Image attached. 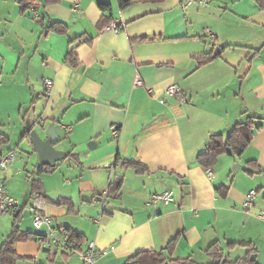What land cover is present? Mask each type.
<instances>
[{"label": "crops", "instance_id": "crops-1", "mask_svg": "<svg viewBox=\"0 0 264 264\" xmlns=\"http://www.w3.org/2000/svg\"><path fill=\"white\" fill-rule=\"evenodd\" d=\"M188 1L0 0V146L14 150L7 145L19 134L31 144L23 137L31 122L55 123L68 135L56 148L69 152L39 176L38 193L31 182L38 153L15 150L6 191L28 204L39 194L56 225L95 232L96 264H123L141 251L208 264L214 241L223 263L239 264L253 246L264 264V8L257 0ZM113 21L125 26L105 29ZM70 50L76 65L66 60ZM46 78L54 81L50 94ZM171 84L185 102L166 95ZM249 116L254 135L241 153L198 158L214 135L225 139ZM251 189L255 205L245 209ZM164 191L173 192L169 203L152 202ZM22 211L0 216V245L14 225L33 234L17 240L16 264H84L78 254L42 247L32 214L26 224Z\"/></svg>", "mask_w": 264, "mask_h": 264}, {"label": "built area", "instance_id": "built-area-1", "mask_svg": "<svg viewBox=\"0 0 264 264\" xmlns=\"http://www.w3.org/2000/svg\"><path fill=\"white\" fill-rule=\"evenodd\" d=\"M191 1L189 0L188 3ZM33 16L35 18L39 17V13L34 11ZM125 26L124 23L113 21L105 27L107 30L119 31ZM209 35V29L205 31ZM213 42V41H212ZM138 83L139 80L137 81ZM45 91L50 94L54 84L53 79L46 78L44 80ZM167 96H177L181 103L186 101V97L182 92V89L177 84H171L166 89ZM161 102H165V98L161 99ZM121 127L118 124H113L111 126V134L117 137L120 134ZM16 151L9 150L4 151L0 146V216L6 215L8 213L15 212L16 209H21L25 206L33 216V226L38 232V238L41 242L42 247L53 246L57 249H61L70 254H78L83 260L84 264H96L98 257V247L96 241V233L89 231L84 234L80 240L74 235L73 231L66 226L56 225L51 215L44 213L43 207L40 203V195L37 194L30 204L23 203L19 198L9 194L6 191V187L3 180V173L16 159ZM208 173L211 175V168L207 169ZM257 196V190L251 189L244 200V208L250 209L255 205ZM173 199L172 191H164L162 193H157L152 195V202L163 201L164 203H169ZM260 218L264 220V208L261 209ZM83 245V248H82Z\"/></svg>", "mask_w": 264, "mask_h": 264}, {"label": "trees", "instance_id": "trees-1", "mask_svg": "<svg viewBox=\"0 0 264 264\" xmlns=\"http://www.w3.org/2000/svg\"><path fill=\"white\" fill-rule=\"evenodd\" d=\"M48 1L54 2L58 0H48ZM257 1L260 7L264 8V0H257ZM26 7H28V5H26ZM53 26H55L57 29H61L62 31H66V27H64V25H62L60 22L57 21L53 22ZM103 29L104 27H102L101 30ZM142 38L146 39V37H142ZM258 51L259 50H257L256 52ZM66 60L71 64L76 65L78 59L74 51L70 50L66 56ZM251 118L252 116H249L247 121L238 122L225 139H223V136L220 134L214 135L212 137V140L206 145L205 149L201 153H199L198 158L201 161H203L206 158L214 157L221 152L228 151V148H232L236 153H241L244 150V148L251 142L252 137L254 135V131H252V128L248 124V120ZM31 130H32L31 128L27 129L23 135V137L27 138L30 142H31L30 140ZM3 139L4 138L2 137V140ZM70 155L74 156L76 154L70 153ZM118 160H119V156L116 158V162ZM124 164L134 166L138 170L145 168V165L141 161L135 159H125ZM54 169L55 166L39 164L38 169L36 170V176H34L31 181L32 190L40 193L39 191L41 188H40L39 176L44 172H53ZM118 188L119 187L117 186L116 188H111L110 186L108 192L111 191L117 192ZM17 218L18 216L16 217V219ZM67 228L69 227L67 226ZM73 233L74 235L77 236V238H79L80 236L83 237V234L78 236L75 231H73ZM32 235L33 234L29 232H25V231L20 232L19 227L17 225H14V228L10 233V235L8 236V238L0 245V264H16L18 260L23 258L16 252V242L17 240H21V239L26 240L32 238L33 237ZM176 241H177V236L172 238L165 247V249H167L169 253L173 251ZM206 252L208 253V255H210L213 258V261L208 264H226L223 263L224 255L222 254V250L217 241L211 243L207 248ZM254 253H256V248L251 246L247 254L244 257L237 259V262H239V264H260L256 259L255 260L251 259V255ZM171 263L192 264V260L190 258L173 259L169 256H166L163 251H159V252L141 251L129 257L123 264H171Z\"/></svg>", "mask_w": 264, "mask_h": 264}, {"label": "water", "instance_id": "water-1", "mask_svg": "<svg viewBox=\"0 0 264 264\" xmlns=\"http://www.w3.org/2000/svg\"><path fill=\"white\" fill-rule=\"evenodd\" d=\"M220 48H216L213 56H216L220 52ZM45 131V137H43L38 130L32 129L30 132V140L33 149L38 153L39 162L44 165L55 166L57 162L66 159L69 155L68 151L57 149L56 145L61 141L62 137L58 133L55 123H51L48 126H43ZM92 142L89 143L92 146ZM228 153L234 155L232 148H228ZM239 163H235L234 168L239 167ZM251 259H256V254L251 255ZM178 264V263H171Z\"/></svg>", "mask_w": 264, "mask_h": 264}, {"label": "rangeland", "instance_id": "rangeland-1", "mask_svg": "<svg viewBox=\"0 0 264 264\" xmlns=\"http://www.w3.org/2000/svg\"><path fill=\"white\" fill-rule=\"evenodd\" d=\"M10 125H11V130H14L13 129V123L11 122L10 123ZM43 126L44 125H42V124H36L35 122H31V125H30V127H28V129H30L31 127H33L32 129H36V130H38L39 131V133H43L44 132V129L45 128H43ZM17 130V129H16ZM15 130V131H16ZM24 131V130H23ZM59 132H60V135L62 136V138L63 139H66V138H68L67 136V132L64 130V129H62V128H59ZM19 134V133H18ZM12 138V141H11V144H8L7 146L8 147H11V146H13V147H15V149L14 150H17V153H23V154H27V153H31L34 149H33V146L28 142V141H26L25 140V142L22 140L21 141V138H22V136H21V134H19L17 137H15V138H13V137H11ZM65 143V142H64ZM89 144V143H88ZM7 146H5V147H7ZM61 147V146H60ZM17 148V149H16ZM27 187H28V185H27ZM13 196H15L16 197V195H13ZM17 198H20V197H17ZM21 199V198H20ZM22 201H23V199H21ZM23 203H25V202H23ZM23 215H24V218H26L27 220V222H25L26 224H28L31 220L29 219V214H30V211L28 210V207L27 206H25V207H23ZM8 217H11V221H12V216L11 215H7ZM208 260V258H207V256H203V257H199V259H198V261L199 262H206Z\"/></svg>", "mask_w": 264, "mask_h": 264}]
</instances>
